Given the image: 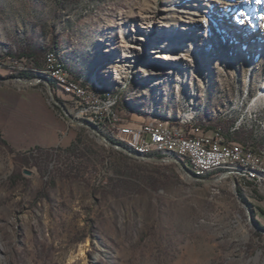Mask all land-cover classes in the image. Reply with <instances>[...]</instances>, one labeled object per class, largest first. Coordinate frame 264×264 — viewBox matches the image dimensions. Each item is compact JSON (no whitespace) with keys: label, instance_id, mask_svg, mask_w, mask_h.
Masks as SVG:
<instances>
[{"label":"rangeland","instance_id":"1","mask_svg":"<svg viewBox=\"0 0 264 264\" xmlns=\"http://www.w3.org/2000/svg\"><path fill=\"white\" fill-rule=\"evenodd\" d=\"M237 10L217 14L204 0H0V108L37 91L59 121L63 111L50 95L71 116L49 145L17 149L0 134V264H264V180L193 169L198 175L190 178L173 161L114 150L73 122L82 120L55 80L44 76L53 87L38 72L53 50L73 77L97 81L116 98L115 110L131 125L184 119L194 133L219 129L261 149L264 42L236 45L228 30L264 40V17L242 23ZM147 15L176 39L187 36L158 48L175 61L150 57V43L164 37L157 24L146 29ZM145 29L149 38L133 37ZM95 130L117 141L111 126ZM137 143L129 146L134 152Z\"/></svg>","mask_w":264,"mask_h":264},{"label":"built area","instance_id":"2","mask_svg":"<svg viewBox=\"0 0 264 264\" xmlns=\"http://www.w3.org/2000/svg\"><path fill=\"white\" fill-rule=\"evenodd\" d=\"M44 64L56 70L61 81H66V88H62L60 93L66 96L65 101L73 115L84 121V114H95L96 122H84L97 130H99V123H106L114 131H119L120 137L124 140L142 143L146 147L154 146V153H158V145L175 146L184 154H190L193 161L205 168H207V160H241L253 166H263L264 148L246 147L238 141L228 139L219 129L196 128L198 132L194 133V129L189 127L190 121L167 124L154 119L131 125L122 114L115 110L116 98H109L93 89H86L83 81L69 79L51 62L50 55L44 56ZM161 155L169 157L166 154ZM233 175L239 181L253 180L262 183L264 180Z\"/></svg>","mask_w":264,"mask_h":264},{"label":"bare ground","instance_id":"3","mask_svg":"<svg viewBox=\"0 0 264 264\" xmlns=\"http://www.w3.org/2000/svg\"><path fill=\"white\" fill-rule=\"evenodd\" d=\"M211 1H214L215 3H220L219 6L218 5L215 6L213 4L207 3L204 0V3L206 5H212L213 9L215 8V9H219V11H221V12L218 11L217 14L218 13H230L231 11H235L237 8L238 10L236 11V13H238L237 15L239 16L240 21L242 23H246L247 18H249V16H251V14L258 13L259 17H262V16L264 17V0H230V1H227L225 3H222L223 2L222 0H211ZM147 17H148L147 21L145 22L146 29L147 28H154L157 24L158 27H162V29L159 30V33L163 34V37H164L161 39L162 43H159L157 45L154 44L153 42L150 43L151 44V47H150L151 50L150 51L156 53L155 55L150 56V57H156V58L160 57L162 60L175 61L177 58L174 57L172 54L164 52L163 56L158 55V53H159L158 48L161 47L162 45L168 44L169 42H170V44H172L173 42H177V41L178 42H187L188 41V39H186L187 36H183V37L179 36L178 39H176L175 34L172 32L173 30L170 31V30L164 29L166 27L164 22H162L160 19H158L154 25V22L152 23L151 16L147 15ZM205 18H206V14L204 13L200 17L195 19V21H197V23L198 22L201 23L205 20ZM191 19L194 20V18H191ZM179 28L184 29L186 31H188L190 29L187 24H182L181 26H179ZM146 29L143 30V32H140V33H138V35L133 36V37L135 39H138L141 41H144L146 38H149L148 35H146V33H147ZM229 29L230 30H228V32L230 31V38L235 40L234 43L236 45L238 43L236 41H240V42L244 41L242 43H245V41H246V43H251L252 45L256 44L254 48L258 49V47H256V46H262L263 47L264 40L262 39L263 37L260 36V34L259 35H249L248 33H246L245 35L243 34L244 36H242L241 35L242 30L235 31L234 28H229ZM263 29H264V26H262V28L259 30V32L262 31ZM155 32H156V30H155ZM157 33H158V31H157ZM241 37H243V38H241ZM142 44L143 43L131 42L127 45V47H132L135 49H141ZM240 49H242V48H240ZM246 50L247 49H244L243 51H246ZM49 55H50L51 62L56 66V68L61 73L65 74L71 80H77L65 68L62 60L58 57V55L54 51L47 52L45 56H49ZM125 55L127 56V54H125ZM39 72L41 74H43L44 76L50 77L53 80H55V83H56L57 87L59 88V92L62 91V88H66V81H61L59 79L57 71L54 70L53 68H49V66H47L45 64L43 69ZM78 81H83V80L79 79ZM93 83H95V81L88 80L86 82L85 88L86 89H93L97 93L104 94L102 91H100L99 86H96L97 89L93 88L92 87ZM105 96L112 98L110 95H105ZM84 119L89 121V122H96V115L95 114H84ZM150 119H154V120L159 121L155 117H152V118L150 117ZM180 121H187V120L182 119ZM163 123H167V122H163ZM167 124H169V123H167ZM172 124H176V123H172ZM106 126H107L106 123H99V128H102L103 131L105 130ZM125 146H127V145H125ZM127 147L129 149H131L129 146H127ZM136 151L135 152L136 153L139 152V154L140 153H142V154L151 153V152H154V146H147L146 147L142 143H137ZM158 153L166 154L169 157H175L177 159L179 158V160H182L184 162L185 165L180 161L186 168L189 167L199 174H206V173L212 172L214 170H225V171H228L232 174H236L239 176H246V177H251L254 179H264V167L263 166H253L251 164H246L245 162H243L241 160H207V168H205V166H202L198 162L193 161L190 154H184L181 151V149H179L175 146L158 145ZM147 155H149V154H147ZM208 168H210V170ZM248 181H250V180H248ZM260 184H262V183H260Z\"/></svg>","mask_w":264,"mask_h":264},{"label":"crops","instance_id":"4","mask_svg":"<svg viewBox=\"0 0 264 264\" xmlns=\"http://www.w3.org/2000/svg\"><path fill=\"white\" fill-rule=\"evenodd\" d=\"M25 95L26 93L20 94L19 96L25 97ZM46 104L50 107L47 102ZM0 110L9 111L10 109L0 108ZM62 116L63 117L60 121L56 118V116H54L52 122L48 120L45 122H36L31 124L27 122L10 120L7 118H5L4 120L0 119V131L2 133V136L6 139L7 143L17 149H28L42 145H49L58 140L61 128L67 129L66 120L69 117H67L64 113ZM114 138L123 145L131 147L135 146V144L137 143L132 142L131 140H124L120 137L119 131L114 135Z\"/></svg>","mask_w":264,"mask_h":264},{"label":"trees","instance_id":"5","mask_svg":"<svg viewBox=\"0 0 264 264\" xmlns=\"http://www.w3.org/2000/svg\"><path fill=\"white\" fill-rule=\"evenodd\" d=\"M50 51H53V50H50ZM44 65L45 64H43V67ZM43 67L39 69L38 72L41 71ZM21 76H26V75L24 73H21ZM41 77L47 79L51 83V85L54 87L53 82L49 78L44 77V75H41ZM86 80L87 79H85V81ZM92 86L93 87L99 86L100 91L104 92L102 85L98 83L97 81H95V83H93ZM55 107L58 108L57 106ZM54 116L55 114H54L53 109L46 104L44 97L37 91H30L26 93L25 97L18 96L13 107L10 108L9 111L0 110V119L2 120L7 118L10 120L27 122L30 124L36 123V122H45L48 120L52 122L54 119ZM0 134L2 135L1 131H0ZM107 137H109V135H107ZM3 141L7 143L4 137H3ZM187 169L189 172L197 174L192 169L188 167Z\"/></svg>","mask_w":264,"mask_h":264},{"label":"water","instance_id":"6","mask_svg":"<svg viewBox=\"0 0 264 264\" xmlns=\"http://www.w3.org/2000/svg\"><path fill=\"white\" fill-rule=\"evenodd\" d=\"M11 78L16 80V81L22 82V83H30V80L21 79V78H18V77H11ZM48 87H50V85H48ZM50 96H51V99H52L53 103L56 106L60 107V109L63 111V113L67 117L71 118L70 114L67 112V110L64 107V105L61 102H59L58 100H56L52 95H50ZM74 122L77 123V124L89 127L95 133V135L98 137V139L103 144H105L106 146L111 147L114 150L122 152L123 154L128 155V156L133 157V158H136V159H143V160H149V161H164V160L173 161V162H175L177 164V166L179 167L180 171H182L183 174H185L187 177L197 178L196 174L189 172L188 169L184 165H182L179 161H177L175 158L160 159V158H156V157H152V156L141 155L139 153H136V152L132 151L131 149H129L128 147H126L122 143L117 142V141L111 139L110 137H106L102 133L96 131L93 126L87 124L84 121H74ZM220 177H222V175L219 176L218 178H220Z\"/></svg>","mask_w":264,"mask_h":264}]
</instances>
